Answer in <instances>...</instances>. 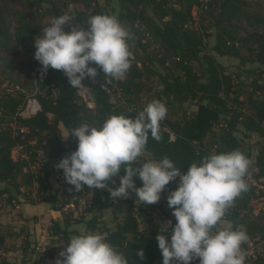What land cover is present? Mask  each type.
Masks as SVG:
<instances>
[{"label":"trees","instance_id":"16d2710c","mask_svg":"<svg viewBox=\"0 0 264 264\" xmlns=\"http://www.w3.org/2000/svg\"><path fill=\"white\" fill-rule=\"evenodd\" d=\"M46 1L51 5L52 18L62 16L58 3L64 0ZM66 1H76L86 7L85 10L70 12L71 24L87 27L91 16L115 15L126 29H132L136 35L141 33L144 35L147 32L167 49L170 57L174 60L177 57L179 60L176 61L174 68L169 63L166 66L167 57L159 56L155 59L156 57L148 56L146 43H140L146 60L149 62L153 58L157 60L164 68V73H151L146 66L142 70L137 63L142 65V56L138 60H131V67L122 80L104 76L97 68V74L110 92L96 84L94 78H85L82 84L92 96L93 108L86 105L77 88L70 87L61 71L52 68L39 86L55 87L56 96L39 94L41 110L31 118L14 117L22 103L18 94L0 93V121L6 124L13 122L17 126L27 128V132L22 135L14 133L8 125L0 126V183L5 184L4 188H0V201L12 207H17L22 202L29 204L39 202L48 205L49 211H59L68 204H76L77 200L74 197L77 194L80 197L90 195L91 203L84 210L91 217L87 221L81 218L80 222L86 225L87 231L95 232L101 213L115 203L109 198L107 191H110V188L85 187L76 192L74 186L67 184L63 177L61 189H53L49 183L53 169H46L40 176L41 184L36 199H29L24 192L22 197L18 198L17 193L20 194L21 186L32 185L30 175L22 171L29 161L40 158L59 159L64 152L75 150L76 144L74 139L70 138V132L82 122L99 125L109 116L121 114L134 118L136 115L129 113L119 100L115 102L111 100L118 92L128 104L137 106L140 111L153 100H159L166 107L179 110L181 114L179 120L165 117L160 122V140L153 139L149 134L145 150L133 163V167L152 159L168 157L183 173L187 171L188 164L210 153L239 150L249 161L254 159L257 169L254 180L264 178V29L261 31L252 29L244 35H240L238 31V22L243 19L248 22L253 19L264 26V15L248 12L241 0H209L206 2L205 11L214 18V29L206 32L204 18H200L199 23L203 28L201 33L191 24L194 23L192 9L201 7L202 0H104V3L100 0ZM24 30V25H21L17 33L19 43L23 42L21 34ZM209 35L214 37L210 49L206 47ZM217 57L237 59L240 68L235 73L229 71V67ZM195 64L197 69L194 67ZM31 65L29 64V67ZM91 66L95 67L94 64ZM144 74L147 78L152 74L157 75L159 82L157 87H154L151 100L141 105L137 102L136 95L143 84ZM244 74L252 75L253 78L249 83L250 92L242 98L244 85L241 78ZM186 104H191V107L187 109ZM238 129H242L247 136L255 133L262 139L255 157L250 147L243 144L235 135ZM168 131L176 134L175 140H169ZM19 144L23 145L28 159L12 158L11 152ZM120 175H123V172ZM115 179L116 184L108 182L110 187L118 186L119 179L118 177ZM133 179L135 186L140 187L142 182L138 178ZM244 181L248 186L247 191L234 199L222 220L229 222L234 229L243 226L248 239L257 234L263 239L264 224L261 225L248 217L252 210L250 203L256 196L255 185L246 177ZM173 187L174 181L170 182L162 193V204L165 208L159 205L160 203H135L130 195L124 198L126 204L128 203V209L121 222L106 230L104 236L106 242L127 258L128 264H162L156 240L157 234L160 233L155 228L154 220L157 215H164L175 223L174 217L169 214L171 209L166 201V196ZM52 229V235L61 234L64 245L69 242L66 231L61 232L56 224ZM33 234L28 229L25 234L26 244L31 251H35ZM170 234L169 226V231L165 235L170 237ZM4 238L5 236L0 234V246L4 243ZM27 245L22 248L23 253L27 252ZM244 246L245 243L241 245L242 248ZM140 249L144 251L143 259L137 255ZM61 250L48 249L45 255L51 258ZM0 264L15 263L1 258ZM253 264H264V257L259 256Z\"/></svg>","mask_w":264,"mask_h":264},{"label":"clouds","instance_id":"9594fccd","mask_svg":"<svg viewBox=\"0 0 264 264\" xmlns=\"http://www.w3.org/2000/svg\"><path fill=\"white\" fill-rule=\"evenodd\" d=\"M69 15L53 18L34 40V59L47 70H59L70 87L83 88L85 78L93 79L99 68L104 76L122 80L131 67L128 30L115 15L91 16L87 27L70 23ZM70 26V31H65ZM95 65L91 66V65ZM167 107L159 100L148 103L133 117L111 115L101 124L82 122L70 132L76 148L55 165L76 192L85 187L108 189L113 201L134 192L143 204H155L166 186L177 177L178 186L166 196L171 220L157 234L162 264H245L241 245L248 241L246 229L231 224L218 227L226 209L247 191L244 177L250 161L239 150L210 153L187 165V171L168 157L133 167L147 144L149 134L160 140V122ZM123 172V175L120 173ZM118 186L110 187L109 181ZM133 178L142 184L135 186ZM169 226L170 237L166 236ZM137 255L143 259V249ZM56 264H128L102 233L82 229L59 252Z\"/></svg>","mask_w":264,"mask_h":264},{"label":"rangeland","instance_id":"374dc122","mask_svg":"<svg viewBox=\"0 0 264 264\" xmlns=\"http://www.w3.org/2000/svg\"><path fill=\"white\" fill-rule=\"evenodd\" d=\"M54 1V0H53ZM209 1V0H208ZM101 3H104V0H100ZM244 2V1H243ZM78 3V2H76ZM80 8H85V5L82 3H78ZM207 4H204L202 7H194L192 9L193 17H196L198 21L200 18H204V26L206 27V32L213 31L214 29V18L208 15L205 11ZM51 5L46 0H0V93H7V89L15 88L19 86V89L14 92V94H18L21 99L25 97L27 94H31L35 91L36 86L38 83L34 80L33 76L31 75L34 67V40L39 35L42 34L41 31L43 27L48 26L52 21L51 15ZM50 13V14H49ZM23 20L21 23L20 21ZM21 25H24L25 30L22 32L23 34V42L19 43L17 40V33ZM239 25V33L244 35L246 32L251 31L252 29L263 30V24L255 22L253 19L251 21L240 20L238 22ZM203 29V28H202ZM130 38L128 40L129 51L134 54L135 59L138 60L140 56L144 57V52L140 47V43H146V52L150 57H156L157 59L159 56L167 57V64L171 65L173 68L175 67V63L177 60H174L172 57L169 56V53L165 47H162L156 40H154L149 34L146 32L141 33V35L134 34L132 29H127ZM65 31H70V26H65ZM140 39V40H139ZM210 49V48H209ZM154 54V55H153ZM156 55V56H155ZM154 58L151 61V69L150 71L156 73H164V68L158 64V61ZM144 60V61H145ZM219 60L229 67V71L237 72L240 68L239 61L234 58L228 57H219ZM142 62V61H141ZM29 64H32L29 67ZM149 64V63H148ZM147 65V63H146ZM141 66V65H139ZM150 66V65H149ZM195 69H197V65L195 64ZM253 76L244 74L241 78L243 81V90H242V98H245L246 95L250 92L249 83L251 82ZM152 82L154 80H158L156 76H152L150 78ZM151 88L154 87L153 84L150 86ZM9 93V92H8ZM151 90H149V96L147 97L148 101L151 100L152 94ZM187 109L191 107V104H186ZM166 118L179 120L181 118V114L179 110H172L167 107V114ZM235 135L239 138V140L250 147L252 151V155H257L258 148L261 144L262 139L255 133L247 134L242 130L238 129L235 132ZM31 143L34 144V141L31 140ZM74 143L76 144L75 140ZM14 150V149H13ZM12 153V152H11ZM71 153L69 150L68 152H64L59 159H51L45 160L40 158V173L41 176L45 172L46 169H53V173L50 176L49 183L53 189H59L63 181V171H60L55 167V165L59 162V160L67 156ZM14 158L18 156L17 152H14ZM40 157V156H38ZM47 161V162H46ZM257 169L255 167L254 159L250 161L249 167L245 177L255 183L254 175L256 174ZM172 183V182H171ZM41 184V182H40ZM28 187V186H25ZM24 186L21 188L26 190V194L28 195L29 199H31V190L29 188H25ZM35 189V188H34ZM32 189V191L34 190ZM61 189V188H60ZM19 191L21 192L22 190ZM165 191V190H164ZM164 191L162 193H164ZM162 193L161 198L157 202L159 205H162L164 208L165 206L162 204ZM15 194V193H14ZM18 194V193H17ZM22 194V193H21ZM132 197V200L135 203H143L139 200H136V196L134 192H130L129 194ZM33 199V198H32ZM34 200V199H33ZM124 200L123 198L119 199V201ZM116 203L113 204L115 206ZM0 205L3 206L2 209L6 210L8 208L11 209L12 206L10 204H6L4 201L0 202ZM118 205V204H116ZM252 210L248 214V217L251 220L259 224H264V214L262 211L258 209L257 204H251ZM0 206V207H1ZM117 210L115 211H106L102 212L98 218V228L95 233H102L105 234L106 230L112 229L114 225L122 220L126 209H128V203L126 204V208H122L121 206H116ZM61 215L57 216L55 214L54 224H57L60 231H66L68 239L70 240L71 237L76 236L74 234L71 235L74 229L80 230V225L84 226L86 229V225L83 222H80L81 218L83 221H87L91 215L86 212V210L78 211V210H67V211H60ZM44 213L34 214L30 218V222L27 223L29 226L23 228L21 231L18 228V233L16 234L14 231L13 233L16 236L13 238V243L10 245L16 251L17 248H21L19 251L20 254H16L13 252L11 254V259L14 261L15 264H56V259L58 258V254H55L54 257H45L46 251L51 249L52 251L56 249H63L64 240L61 239V234L52 235L51 231L53 230L52 227L49 229V233L51 236L46 235V231L44 226L39 223V217L42 216ZM170 216L171 213H169ZM173 217V216H172ZM167 218L164 215H157L154 223L157 232L160 233L161 225L165 222ZM66 220L68 226H66ZM21 223L17 222L16 225H20ZM229 222L223 221V223L219 224L220 227H224ZM23 225V224H21ZM25 226V225H23ZM27 229L30 233H34V242H35V251H31L30 247L26 244L27 239L26 231ZM0 230L5 231V226H1ZM20 234V236H19ZM253 238H259L258 234L254 235ZM29 239V238H28ZM252 239V238H250ZM248 239V240H250ZM30 241V240H29ZM31 243V242H29ZM26 253L22 252V248L26 246ZM44 247V250H42ZM4 245L0 246V250L4 249ZM261 255L264 257V243L260 247ZM23 253V254H22ZM23 257H21V256ZM21 257V258H20ZM5 258L0 252V259ZM252 259H246L245 264H253Z\"/></svg>","mask_w":264,"mask_h":264},{"label":"built area","instance_id":"2783aa9c","mask_svg":"<svg viewBox=\"0 0 264 264\" xmlns=\"http://www.w3.org/2000/svg\"><path fill=\"white\" fill-rule=\"evenodd\" d=\"M202 1H203V4L201 5V7L204 4H206V2L208 0H202ZM78 3H76V1L64 0L62 2H59L58 6L60 7V9L62 11V15H69L70 16V12H72L74 10H85V8H80ZM193 18H194V23L191 24V26H193V28H195L198 32L203 33L202 26L200 25L198 19H196V17H193ZM131 60H137V59H135L133 53H131ZM175 60H179V58L176 57ZM137 63H138V65H140L139 62H137ZM50 68L51 67H49L47 70H45L37 60L35 61L31 75L33 76L36 83H38V86H36L35 91L33 93L25 95V97L22 100L21 105L17 108V111L14 114V117H16V119H18V118L28 119V118L35 116L37 113L40 112L41 103H40V100L38 97L39 94H48L51 97L56 96L57 91H56L55 87L46 86V85L43 87L39 86L47 78ZM101 86L107 92H110V89H108L104 84ZM17 89H19V86H16L15 88H10L9 90L7 89V93L9 92V94H14V92L17 91ZM77 90H78V93L80 94V96L85 101L86 105L90 108H93L94 102H93L92 96L88 92V90L85 87L77 88ZM117 96H118L119 103L124 105L125 109L129 113L137 115V112L140 111L137 106H135L133 104H128L125 101V99L122 97V94L120 92H118ZM7 125L9 127H11V129L13 130L14 133H20V134L24 135V133L27 132V128L24 126H17L13 122L6 124L5 122L0 121V126L5 127ZM168 135H169V140H171V141L175 140L176 134L173 131H168ZM14 152L18 153V156L15 158L13 155ZM11 156L15 160L16 159H28V155L25 152L23 145H20V144L17 145L16 148L12 151ZM40 165H41L40 160L37 159V160L29 161L28 165L23 167V169H22L23 173H28L31 177L32 185L29 187H25V186L24 187L29 188L31 190L30 196L33 199H36V195H37V192H38L39 187H40V180H39L40 176H41ZM178 180H179V177H177L176 181H174L173 190L178 186ZM254 185H255L256 196L252 199L251 204H257L258 209L260 211H262V213L264 214V178L256 180ZM32 189H34V190L32 191ZM20 190H22V192L26 193L25 189L20 188ZM74 198L77 200V203L76 204H68V205L64 206V208H62V211H67V210L72 209L75 211L78 210V211L82 212L91 203L90 195L80 197L79 194H77ZM60 211L61 210L56 211V213H60ZM55 217L56 216L54 215V212H52V211H50L47 214H43L42 216L39 217V223L42 224V226H44L47 236H51V234L49 233V229L54 226ZM263 243H264V238L263 239L252 238V239L248 240L247 242H245V246L242 249L246 253V259L255 260L259 256L263 257V255H261V252H260V247ZM42 250H44V247ZM45 257H47V256L45 255ZM41 264H44V263L42 262ZM191 264H199V259L197 258V259L193 260L191 262Z\"/></svg>","mask_w":264,"mask_h":264},{"label":"crops","instance_id":"0c3cea01","mask_svg":"<svg viewBox=\"0 0 264 264\" xmlns=\"http://www.w3.org/2000/svg\"><path fill=\"white\" fill-rule=\"evenodd\" d=\"M241 1H244L243 3L245 4V9L252 13V14H257V15H264V0H241ZM241 35V33H239ZM214 43V37L212 35H209L207 41H206V47L209 49L210 47H212ZM217 59L219 60V57H217ZM142 60L144 61V57H142ZM141 60V61H142ZM141 62L142 65H141V69L144 70V67H150L151 69V62H149L148 60H145L144 62ZM220 61V60H219ZM168 62V61H167ZM166 62V64H167ZM147 63V65H146ZM149 63V64H148ZM150 65V66H149ZM149 69V70H150ZM153 73V72H151ZM143 84L140 85V88L138 90V93L136 95L137 97V102L139 104H144L146 102H148V96H149V90H151V92L154 91V87H157V84L159 82V80H154V82H152V80L150 79L152 76H156L157 75H149V78H147V75L144 74L143 75ZM158 79V77H157ZM153 84L154 87H150L151 85ZM118 96H112L111 97V100L113 102L115 101H118ZM5 187V184L4 183H0V188H4ZM21 188V187H20ZM23 193L22 191L20 192V194L18 193L17 194V197L20 198L22 197V194ZM120 199V198H119ZM119 199L115 200V203L118 204L115 206H112L111 208L107 209V210H104L103 212H106V211H115L117 210L116 206H121L122 208H126V200H121L119 201ZM122 199V198H121ZM124 199V198H123ZM1 202V201H0ZM1 206V205H0ZM3 206L0 207V227L1 226H5V231L3 233V231L0 230V234H3L5 236L4 238V243L2 245H4V249L0 250V252H2V255L5 257L6 260H8L9 262H12L14 263L15 260L13 261L11 259V254L13 252H15L16 254H20L19 251H21V248H15L16 251H14V249L12 247H10V245L13 243V238L16 236V234L18 233V228L20 229V231L23 229V228H26L27 226H29V222H30V218L31 216H33L34 214H47L49 213L50 211L54 212V215L55 214H58L57 216H59V214L61 215V213H56V211H53V210H50L49 211V208H48V205H45L43 203H39V202H36L34 204H29V203H21L20 205H18L17 207H11L6 209V210H3L2 209ZM169 219H166L165 221H168ZM28 221V223H27ZM17 222L25 225H16ZM121 222V220L119 221ZM57 225V224H56ZM85 225V224H84ZM58 226V225H57ZM66 226H68V223H67V220H66ZM84 229V226L80 225V230L78 231L77 229H74L71 233L74 234V235H79L81 230ZM13 231L16 233H13ZM20 236V234H19ZM33 239L35 238L34 236H32ZM23 252V251H22ZM23 254V253H22ZM21 256V255H20ZM23 257V256H21ZM20 257V258H21Z\"/></svg>","mask_w":264,"mask_h":264},{"label":"water","instance_id":"95a60500","mask_svg":"<svg viewBox=\"0 0 264 264\" xmlns=\"http://www.w3.org/2000/svg\"><path fill=\"white\" fill-rule=\"evenodd\" d=\"M94 81L96 84L98 85H103V81H102V78L97 74L96 77L94 78Z\"/></svg>","mask_w":264,"mask_h":264}]
</instances>
